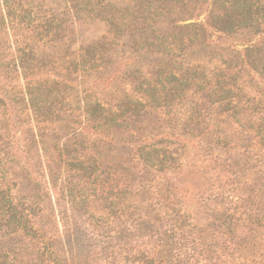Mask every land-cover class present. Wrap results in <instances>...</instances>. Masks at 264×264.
Listing matches in <instances>:
<instances>
[{
	"label": "rangeland",
	"instance_id": "obj_1",
	"mask_svg": "<svg viewBox=\"0 0 264 264\" xmlns=\"http://www.w3.org/2000/svg\"><path fill=\"white\" fill-rule=\"evenodd\" d=\"M211 1L204 3L201 16L187 23L205 26L206 44L214 51L242 48L210 25ZM75 25L77 32L90 36L91 41L103 30L92 24L89 30ZM160 29L162 35L169 32L167 26ZM253 41L260 44L264 36ZM204 48L188 49L191 67L198 64L206 73L218 70V56ZM161 59L165 57L156 51L144 48L134 54L127 47L116 63L93 72L78 90L68 94L72 104L64 106L65 122L56 126V131L50 126L40 132L32 121L24 128L17 124L18 162L10 167L20 192L28 198L41 196L42 191L36 188L40 184L56 208L62 234L63 224L71 231L77 228L73 240L69 239L73 242L63 237L59 241L62 259L68 264H86L84 259L87 264H125L124 258L120 260V253L126 256L128 250L123 232L132 221H137L141 230L154 228L151 243L149 236L136 243V264H147L149 247L158 255L163 240L175 243L171 264H264V228L257 218L258 211H264V135L254 113L259 105L256 113L264 115L262 94L254 92L255 86L247 90L254 99L251 106L242 102L240 107L249 110L240 114L239 123L217 104L208 110L209 102L197 92H190L172 112L155 107L142 87L160 78L164 69L155 61ZM169 70L176 72L174 67ZM255 80L264 86L260 76ZM89 95L90 100L102 99L113 111L134 99L146 107L128 127L100 134L83 109L75 110L77 104L84 106ZM196 111L201 113L200 120L196 116L190 120ZM148 144L157 150L167 149L175 166L160 169L157 163L150 167L137 160L136 151L144 154ZM90 157L99 164L91 178L90 171L81 170L76 162L70 171V162L90 161ZM194 237L200 239L201 255L194 252ZM76 238L79 241L74 242Z\"/></svg>",
	"mask_w": 264,
	"mask_h": 264
},
{
	"label": "trees",
	"instance_id": "obj_2",
	"mask_svg": "<svg viewBox=\"0 0 264 264\" xmlns=\"http://www.w3.org/2000/svg\"><path fill=\"white\" fill-rule=\"evenodd\" d=\"M208 1L0 0V264H68L62 259L59 241L61 237L73 240L77 228L71 231L63 224L62 234L55 218L56 208L49 193L44 188L40 190V184L36 188L42 191L41 196L28 198L20 192L10 167L18 162L19 153L14 128L17 124L24 128L31 121L40 132L63 125L66 113L63 108L72 104L68 94L78 90L93 72L116 63L127 53V47L134 54L147 48L165 57L155 61L164 69L163 73L166 71L164 75L158 74L160 78L142 87L148 102L155 107L172 112L190 92H197L209 102L208 110L217 104L239 123L240 114L249 110L240 107L242 102L250 105L254 99L247 90L255 86L254 92L262 94L263 103L264 86L256 82L255 76L264 80V42L257 44L253 39L264 36V0L211 1L210 25L242 46L226 51H214L211 44H206V28L201 23H187L201 16L202 6ZM76 23L88 30L90 24L103 30L100 37L91 41L90 36L77 32ZM163 26L169 32L162 35ZM191 47H207L215 53L220 62L218 70L206 73L198 64L191 67L188 55ZM171 67L176 72L170 71ZM89 97L83 100L84 106L77 104L75 110L83 109L87 121L100 134L128 127L140 109L146 107L141 100L134 99L113 111L102 99ZM257 108L259 105L254 107L258 115L256 123L264 135V115L256 113ZM193 113L190 120L194 116L200 120L201 113ZM148 145L144 154L136 151L137 160L150 167L157 163L160 169L175 166L176 160L167 149L157 150L155 145ZM75 162L81 165V170L90 171V178L99 171L93 157L90 161L70 162V171L77 166ZM49 172L53 177V171ZM69 198L75 202L71 193ZM114 213L112 206L110 214ZM257 218L260 228H264V211H258ZM135 222L123 230L129 253L126 258L121 252L120 260L124 258L125 264H136L135 250L141 238L149 236V243L154 238L153 227L141 230V225ZM199 240L194 237L192 244L194 252L201 255ZM161 242L158 255L148 248L147 264L172 263L175 243ZM186 243H181L182 247Z\"/></svg>",
	"mask_w": 264,
	"mask_h": 264
}]
</instances>
